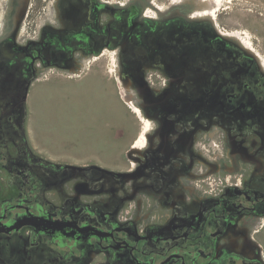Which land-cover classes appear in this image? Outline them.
I'll use <instances>...</instances> for the list:
<instances>
[{
	"label": "flooded vegetation",
	"instance_id": "af4514ba",
	"mask_svg": "<svg viewBox=\"0 0 264 264\" xmlns=\"http://www.w3.org/2000/svg\"><path fill=\"white\" fill-rule=\"evenodd\" d=\"M30 1L22 16L23 0H0V264H264L259 56L146 0H38L24 31ZM110 55L151 122L145 146L125 170L40 155L35 84Z\"/></svg>",
	"mask_w": 264,
	"mask_h": 264
},
{
	"label": "rangeland",
	"instance_id": "374dc122",
	"mask_svg": "<svg viewBox=\"0 0 264 264\" xmlns=\"http://www.w3.org/2000/svg\"><path fill=\"white\" fill-rule=\"evenodd\" d=\"M174 1L146 0V14L160 17L171 7L184 15L198 14L196 4ZM30 2L24 31L35 27L38 0ZM211 8L217 9L214 22L218 30L241 37L264 63V0H224L218 8L215 4ZM111 64L113 60L99 58L81 77L54 71L35 84L26 106V131L45 155L68 161L93 157L99 165H112L127 148L119 162L127 161L130 144L139 140L144 123L126 105L122 95L125 89L118 87ZM96 76L98 80L93 78ZM127 166L126 162L121 167L104 168L125 170Z\"/></svg>",
	"mask_w": 264,
	"mask_h": 264
},
{
	"label": "bare ground",
	"instance_id": "6f19581e",
	"mask_svg": "<svg viewBox=\"0 0 264 264\" xmlns=\"http://www.w3.org/2000/svg\"><path fill=\"white\" fill-rule=\"evenodd\" d=\"M224 0H175L174 2H185V3H188V4H196L197 6H199V8L196 9V12H198V14L194 17H188L189 20H209L211 21L212 24H214V26L217 28V25L216 23L214 22L215 19H214V16L216 14V11L217 9L214 8L212 10V6L215 4V6L218 8L222 3H223ZM206 3V5H204ZM208 9H211V10H208ZM204 11V12H203ZM218 29V28H217ZM221 32V31H220ZM222 33V32H221ZM224 34V33H222ZM226 37H229L233 40H235L236 42H238L241 46H243L244 48H248V49H251L250 47H246V41H244L243 39H241V37H237L236 35H226L224 34ZM248 44V43H247ZM252 50V49H251ZM253 51V50H252ZM255 54V53H254ZM109 56V54H107ZM257 55V54H255ZM258 56V55H257ZM260 57V56H259ZM110 58L113 60L114 58L110 55ZM115 60V59H114ZM92 62H95V59L92 61ZM90 62V63H92ZM90 63H88V65H90ZM113 64H114V61H113ZM112 64V65H113ZM112 68L115 69V67L113 66ZM115 72V77L118 75L117 73V70L115 69L114 70ZM74 77H80V76H74ZM118 77V76H117ZM123 88V87H122ZM121 88V89H122ZM127 90H123L122 89V95H123V98L125 99V103L126 105L133 111V113H135L140 119L141 121L144 123V126H143V129L141 131V134H140V137H139V140L135 143V146L138 147V148H143L146 144V135H147V132L151 126V122H149L146 118L144 119V116H143V113H142V110L139 106H137V104H135V102L133 101V99L129 98L127 95ZM126 96V97H125Z\"/></svg>",
	"mask_w": 264,
	"mask_h": 264
},
{
	"label": "crops",
	"instance_id": "0c3cea01",
	"mask_svg": "<svg viewBox=\"0 0 264 264\" xmlns=\"http://www.w3.org/2000/svg\"><path fill=\"white\" fill-rule=\"evenodd\" d=\"M92 70V69H91ZM96 71H98V69L96 70ZM96 75H97V73H96ZM81 77V76H80ZM94 79H96V80H98L97 79V76L96 77H93ZM116 86V85H115ZM116 88H117V86H116ZM30 139V143H31V145H32V147H33V149L36 151V152H38L40 155H42V156H44L45 158H47V159H49V160H52V161H65V162H68V163H71V164H76V165H96V166H98L99 164H98V160H95L93 157H89L87 160H82V159H78V160H71V161H68V160H66L65 158H60V157H57V156H55V155H49V156H47V155H45L44 153H43V151H42V149L40 148L41 146L37 143V142H35L31 137L29 138ZM135 143V139L131 142V144L130 145H133ZM129 145V146H130ZM127 149V148H126ZM123 150L122 151V153L120 154V157H119V159H121V158H125V151H127V150ZM119 159L118 160H115V162H114V164H112V165H105V164H102V165H100V166H102V167H117V166H119L120 165V167L121 166H123L126 162H124V163H120L119 162Z\"/></svg>",
	"mask_w": 264,
	"mask_h": 264
},
{
	"label": "water",
	"instance_id": "95a60500",
	"mask_svg": "<svg viewBox=\"0 0 264 264\" xmlns=\"http://www.w3.org/2000/svg\"><path fill=\"white\" fill-rule=\"evenodd\" d=\"M28 4H29V0H23V3H22V5L19 8V12L22 14V16H24L25 11L28 8ZM19 21H21V19H19ZM78 74H81V73L79 72Z\"/></svg>",
	"mask_w": 264,
	"mask_h": 264
}]
</instances>
